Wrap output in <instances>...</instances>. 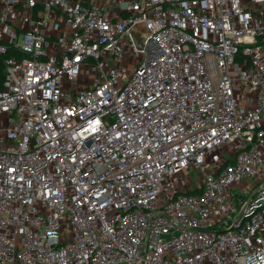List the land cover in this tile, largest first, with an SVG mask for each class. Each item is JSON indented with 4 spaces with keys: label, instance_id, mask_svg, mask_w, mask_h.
I'll use <instances>...</instances> for the list:
<instances>
[{
    "label": "built area",
    "instance_id": "2783aa9c",
    "mask_svg": "<svg viewBox=\"0 0 264 264\" xmlns=\"http://www.w3.org/2000/svg\"><path fill=\"white\" fill-rule=\"evenodd\" d=\"M119 1L0 0V264H264V0Z\"/></svg>",
    "mask_w": 264,
    "mask_h": 264
},
{
    "label": "crops",
    "instance_id": "0c3cea01",
    "mask_svg": "<svg viewBox=\"0 0 264 264\" xmlns=\"http://www.w3.org/2000/svg\"><path fill=\"white\" fill-rule=\"evenodd\" d=\"M130 4V1L122 0L117 3L115 6L114 19L117 20L120 17L126 16L127 14V5ZM69 24L65 18L56 17L54 21V26L51 34L47 36L49 41L47 49L50 52H58L64 48L65 39L68 36Z\"/></svg>",
    "mask_w": 264,
    "mask_h": 264
},
{
    "label": "trees",
    "instance_id": "16d2710c",
    "mask_svg": "<svg viewBox=\"0 0 264 264\" xmlns=\"http://www.w3.org/2000/svg\"><path fill=\"white\" fill-rule=\"evenodd\" d=\"M14 54L20 57L24 56V53L16 49L14 46H9L6 52L0 53V85H2L5 79V76H6L5 59L8 56H11Z\"/></svg>",
    "mask_w": 264,
    "mask_h": 264
},
{
    "label": "rangeland",
    "instance_id": "374dc122",
    "mask_svg": "<svg viewBox=\"0 0 264 264\" xmlns=\"http://www.w3.org/2000/svg\"><path fill=\"white\" fill-rule=\"evenodd\" d=\"M135 53H133V55H134ZM133 55L131 56V57H133ZM195 175H196V173L194 172L193 173V176L195 177ZM238 192H239V188L237 187V188H234L233 189V191H232V193H234V194H238Z\"/></svg>",
    "mask_w": 264,
    "mask_h": 264
}]
</instances>
